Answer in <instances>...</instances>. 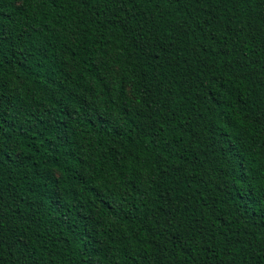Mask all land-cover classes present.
Instances as JSON below:
<instances>
[{"label":"trees","instance_id":"16d2710c","mask_svg":"<svg viewBox=\"0 0 264 264\" xmlns=\"http://www.w3.org/2000/svg\"><path fill=\"white\" fill-rule=\"evenodd\" d=\"M0 264H264V0H0Z\"/></svg>","mask_w":264,"mask_h":264}]
</instances>
